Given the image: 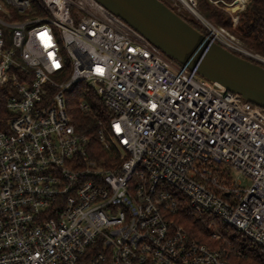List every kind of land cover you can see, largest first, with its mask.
<instances>
[{
	"label": "built area",
	"instance_id": "2783aa9c",
	"mask_svg": "<svg viewBox=\"0 0 264 264\" xmlns=\"http://www.w3.org/2000/svg\"><path fill=\"white\" fill-rule=\"evenodd\" d=\"M159 1L258 59L196 0ZM208 2L238 21V0ZM76 86L111 114L98 123L109 166L89 159L66 112ZM2 92L0 264H238L174 224L181 206L212 217L210 239L219 223L264 250V108L173 62L95 0H0ZM77 107L90 111L84 99Z\"/></svg>",
	"mask_w": 264,
	"mask_h": 264
},
{
	"label": "water",
	"instance_id": "95a60500",
	"mask_svg": "<svg viewBox=\"0 0 264 264\" xmlns=\"http://www.w3.org/2000/svg\"><path fill=\"white\" fill-rule=\"evenodd\" d=\"M173 62L264 108V63L237 56L159 0H95ZM251 59V58H249Z\"/></svg>",
	"mask_w": 264,
	"mask_h": 264
},
{
	"label": "trees",
	"instance_id": "16d2710c",
	"mask_svg": "<svg viewBox=\"0 0 264 264\" xmlns=\"http://www.w3.org/2000/svg\"><path fill=\"white\" fill-rule=\"evenodd\" d=\"M233 1L226 0L227 3H232ZM196 4L199 14L206 20L230 31L246 50L264 58V0L248 1L239 14L235 30L232 29L230 16L223 9L213 6L208 0H196ZM177 15L200 33L208 35L203 27L179 14ZM236 55L242 57L238 54ZM245 59L257 64L252 59ZM262 67L264 66L262 65ZM76 89L77 86L66 94V112L75 131L88 138L86 151L89 159L103 163L104 167L109 166L112 161H116L115 154L99 142L98 132L100 129H98V123L101 122L106 125L111 114L103 107L98 98L94 96L85 97L82 93L77 92ZM9 96V93H0V113L4 112V104ZM82 99L90 106V111L87 113L81 112L77 107V104ZM171 220L176 226L182 227L189 239L211 248H226L230 255V260L234 263L264 264V250L243 237L233 228L217 223L221 239L219 241L210 239V231L207 229V224L212 220V217L209 215H198L181 206L171 215ZM230 232H236L238 235L230 238ZM236 252H241V256H236Z\"/></svg>",
	"mask_w": 264,
	"mask_h": 264
},
{
	"label": "rangeland",
	"instance_id": "374dc122",
	"mask_svg": "<svg viewBox=\"0 0 264 264\" xmlns=\"http://www.w3.org/2000/svg\"><path fill=\"white\" fill-rule=\"evenodd\" d=\"M226 1V0H225ZM237 6V7H236ZM229 8L232 10H230L231 12V15L232 17H238L239 18V14L241 13L238 9L240 8V6L238 4L236 5H232V6H229ZM173 10H177L176 7H173ZM196 10H197V4H196ZM238 10V11H237ZM198 12V10H197ZM181 13V16L193 21L194 23L198 24L199 26L202 27L201 23L199 21L196 20V18L194 16H192L189 12L185 11V10H181L180 11ZM199 14V12H198ZM228 14V13H227ZM180 15V14H179ZM200 15V14H199ZM229 15V14H228ZM206 22H208L209 24H211L213 27H215L216 29L218 30H221L223 31L225 34H226V37L233 43L234 46L238 47L239 49L243 50V51H246L247 53L253 55L254 57H257L258 59L260 60H263L264 61V58L260 57L259 55H256V54H253L251 53L250 51L246 50L241 44L240 42H238V40L236 39V37L228 30L222 28V27H219V26H216L214 23L210 22L209 20H206L202 15H200ZM230 16V15H229ZM232 19V18H231ZM232 21V20H231ZM238 22V21H237ZM237 22L234 23L232 21V29L235 30L236 28V25H237ZM104 129H107V128H104ZM105 134H106V138H107V133L105 131ZM108 139V138H107ZM231 177H232V180L233 182L239 184L242 188H248L250 187L251 185V181L247 178H245L244 176H242L241 174H239L238 172H234L232 171L231 172ZM239 233V232H238ZM240 234V233H239ZM235 235H238L236 232H230L229 233V237L231 238L232 236H235Z\"/></svg>",
	"mask_w": 264,
	"mask_h": 264
},
{
	"label": "bare ground",
	"instance_id": "6f19581e",
	"mask_svg": "<svg viewBox=\"0 0 264 264\" xmlns=\"http://www.w3.org/2000/svg\"><path fill=\"white\" fill-rule=\"evenodd\" d=\"M240 3L238 4L240 7H241V5L243 4V3H245L246 2V0H238Z\"/></svg>",
	"mask_w": 264,
	"mask_h": 264
}]
</instances>
